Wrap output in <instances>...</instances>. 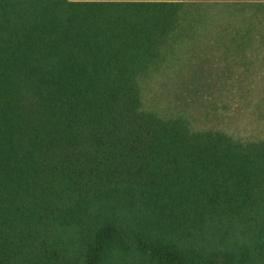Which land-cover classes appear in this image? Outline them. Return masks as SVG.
Segmentation results:
<instances>
[{
  "label": "trees",
  "instance_id": "trees-1",
  "mask_svg": "<svg viewBox=\"0 0 264 264\" xmlns=\"http://www.w3.org/2000/svg\"><path fill=\"white\" fill-rule=\"evenodd\" d=\"M257 20L264 0H0V264H264V136L194 115L208 52L252 63Z\"/></svg>",
  "mask_w": 264,
  "mask_h": 264
},
{
  "label": "rangeland",
  "instance_id": "rangeland-1",
  "mask_svg": "<svg viewBox=\"0 0 264 264\" xmlns=\"http://www.w3.org/2000/svg\"><path fill=\"white\" fill-rule=\"evenodd\" d=\"M223 16L220 22H229L228 16ZM259 22L261 32L251 41L259 55L246 54L252 63H244L241 55L233 56L227 63L217 51L208 52L204 65L210 71L206 79L212 88L204 90L201 103L195 105L198 110L194 115L200 126L225 129L237 137L264 136V21ZM231 35L221 44L218 41L212 44L222 45L227 51L231 47Z\"/></svg>",
  "mask_w": 264,
  "mask_h": 264
}]
</instances>
